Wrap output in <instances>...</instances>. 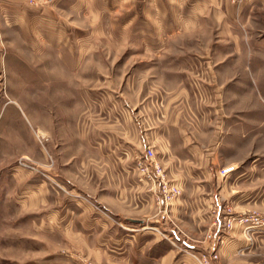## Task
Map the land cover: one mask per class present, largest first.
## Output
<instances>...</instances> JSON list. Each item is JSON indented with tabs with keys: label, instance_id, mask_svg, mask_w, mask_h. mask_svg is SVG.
Wrapping results in <instances>:
<instances>
[{
	"label": "rangeland",
	"instance_id": "1",
	"mask_svg": "<svg viewBox=\"0 0 264 264\" xmlns=\"http://www.w3.org/2000/svg\"><path fill=\"white\" fill-rule=\"evenodd\" d=\"M197 3L0 0V264H98V256L83 250V238L96 244L95 217L114 213L106 194L114 192L116 164L135 168L136 157L155 147L147 134L164 127V99L176 100L167 111L179 106L175 116L187 135L217 128L212 70L225 67L219 82L229 79L232 113L240 119L226 126L229 147L239 150L235 156L245 168L236 196L264 213V56L254 50L264 49V42L240 43L253 46L250 57H217L219 50L236 49L235 42L222 41L224 32L250 29L242 12L231 20L234 27L219 21L197 31L177 30L165 43H151L152 53L146 51L147 36L137 37L142 28L157 35L156 25L143 23L153 12L176 29L177 15ZM256 13L251 25L263 36L264 10ZM153 79L169 89L148 88ZM201 198L203 212L208 201ZM54 213L61 214L62 228L54 225ZM67 213L74 216L75 239L64 232ZM245 235L254 243L246 260L264 264V225ZM189 247L188 253L200 256Z\"/></svg>",
	"mask_w": 264,
	"mask_h": 264
},
{
	"label": "crops",
	"instance_id": "2",
	"mask_svg": "<svg viewBox=\"0 0 264 264\" xmlns=\"http://www.w3.org/2000/svg\"><path fill=\"white\" fill-rule=\"evenodd\" d=\"M197 1L198 3L190 13L177 15L175 18L176 29L169 27L172 24L165 16L153 17L156 12L152 14L150 12L151 20L143 23H146V26L156 25L157 35H147L148 33L144 32L145 28H142L143 30L137 35L138 38H141L142 34H145L147 38H143L148 42L150 40L148 45L144 44L146 51L152 53L151 43L154 44L158 40L161 44L165 43L170 36L177 33V30L197 31L199 28L208 24H216L219 21H222V24L224 21L225 25L234 27L235 23L231 20L233 21L234 16L241 12L245 22L243 25H249L250 29L244 28L243 34L230 30L224 32L227 39H222V41L235 42L236 49L232 51L227 48L223 51L219 50L217 57H250L253 46H249L248 50L240 43L243 41L264 42V35L262 36L259 31L256 32L251 25V19L257 18L256 12L264 10V0H244L241 6L232 4L229 0ZM224 16L226 17L224 18ZM176 36H180V34ZM143 38L141 40H144ZM254 50L260 51V54L264 56V49ZM158 53L160 55L162 51L159 50ZM225 68L228 69V67ZM222 70H218L219 72L212 70L216 91V107L212 113L217 128L205 135L202 133L187 135L186 129L182 125H178L180 117L175 116L178 115L176 113L178 105H175V109L171 113L167 111L171 103L176 100L164 99L163 118L160 120L164 123V127H160V129L154 127L151 132L148 130L147 135L154 139L157 158L166 169L167 178L182 190L173 205L167 207L158 205L156 188L152 183L140 179L136 164L135 168L133 164L129 168L128 164L122 162L116 164L114 192L106 194L113 199L114 213H106V216L100 213L95 217L97 221L95 225L98 227L96 244H93L89 238H83V250L89 252V257L91 254L98 256V264H198L197 256L188 253V245L189 248L199 249V254L201 251H208L210 245L213 244L208 235L212 231H216L222 223V219L219 218L218 225L215 224V214L212 213L213 205H230L233 210L242 213L260 209V206L249 201L244 195L239 198L236 196L239 192L237 187L242 183V171L245 168L242 159L235 156L241 154L239 150L235 151L229 147L231 133L227 127L232 121L236 122L240 119L234 118L235 114L232 113V104L229 101L230 87L227 85L229 79L219 82ZM147 85H149L148 88L157 90L169 89L166 83L158 79L149 81ZM180 87L181 85L174 88L179 89ZM242 87L239 85V88ZM186 97L189 98L187 95ZM152 112V114L155 113L154 110ZM241 115L244 119L243 114L238 116ZM170 122L178 130L171 131L172 128L167 126V123ZM238 136L241 139L243 135ZM229 166H235V170L226 176L221 175L220 170ZM102 190L106 193V184L102 186ZM202 195H205L208 201V208L203 211L206 213L201 211L197 203L202 199ZM35 201L33 200L34 203ZM195 204L198 209L195 208ZM193 206L194 210H192ZM59 214L54 213V225L59 224L61 227L62 221H58ZM262 215L264 216V213ZM111 216H113L114 222L110 218ZM65 217L64 232L70 238L75 239L74 216L72 215L70 218V214L67 213ZM94 222H91V226ZM61 228L59 230L63 232ZM90 231L88 233L92 234ZM84 233L86 232L84 231L83 235ZM246 239L248 238L241 227L228 232L223 245H216L220 258L217 264L231 261V264H263L246 260L254 250V243ZM238 260L240 262L236 263Z\"/></svg>",
	"mask_w": 264,
	"mask_h": 264
},
{
	"label": "built area",
	"instance_id": "3",
	"mask_svg": "<svg viewBox=\"0 0 264 264\" xmlns=\"http://www.w3.org/2000/svg\"><path fill=\"white\" fill-rule=\"evenodd\" d=\"M231 2L238 4L241 3V0H231ZM194 68L198 69V67ZM135 164L140 179L152 183L156 188L158 205L167 207L181 195L180 188L167 178L166 169L158 160L154 146H148L143 154L137 156ZM234 170L235 166H229L221 169L220 174L226 176ZM212 213L215 214V224L218 225L219 218L222 219V223L216 231L214 230L208 235L213 241V245L208 251L201 252L197 257L199 264H216L219 259V254L215 251L216 245L223 243L224 234L232 231L237 225L243 227L246 233L253 229H260L264 225V217L256 210L235 213L230 205L219 204L214 205Z\"/></svg>",
	"mask_w": 264,
	"mask_h": 264
}]
</instances>
